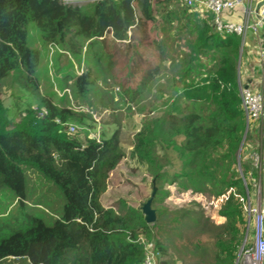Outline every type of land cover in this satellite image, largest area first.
<instances>
[{
    "label": "trees",
    "instance_id": "1",
    "mask_svg": "<svg viewBox=\"0 0 264 264\" xmlns=\"http://www.w3.org/2000/svg\"><path fill=\"white\" fill-rule=\"evenodd\" d=\"M201 15L181 0L73 4L0 0V85L17 77L38 91L41 54L28 45L29 27L34 26L47 45L87 60V68L73 78L76 100L88 101L97 86L99 71L92 61L101 67L104 82L117 87L123 104L133 106L162 74V65L155 59L163 56L164 45L153 37L157 27L163 34L165 24L160 21L176 24L186 32L191 55L182 60L187 66L175 85L190 104L205 105L206 114L170 112L154 120L153 126H145L136 136L131 158L147 162L155 181L168 177L169 161L171 166L178 163L172 178L180 181L181 190L202 193L208 188L220 196L235 187L245 197L235 168L246 128L238 82L241 38L217 34L211 15ZM176 37L180 39L181 34ZM152 48L159 53L152 55ZM207 56L212 65L204 75L201 59ZM39 97L37 109L24 110L18 122L10 118L0 99V192H11L15 202L24 205L28 199L26 170H34L61 190L65 203L52 225L26 212L21 220L0 224V264L10 259L29 264H142L143 248L137 243L141 236L155 244L158 264H173L167 261L165 244L141 212L119 215L101 203L110 172L126 157L118 134L83 141L64 130V125L82 116L62 106L63 98L57 104L54 94ZM220 216L227 220L225 233L230 240L217 242V260L234 264L246 223L242 205L231 197Z\"/></svg>",
    "mask_w": 264,
    "mask_h": 264
},
{
    "label": "rangeland",
    "instance_id": "2",
    "mask_svg": "<svg viewBox=\"0 0 264 264\" xmlns=\"http://www.w3.org/2000/svg\"><path fill=\"white\" fill-rule=\"evenodd\" d=\"M160 22L162 26L165 24L161 26L164 28L163 34H159L160 28L157 27L153 37H157L164 45V49L161 50L164 52L163 56L155 59L162 65V74L158 80L151 83L133 106L123 104L117 87L104 82L101 67L92 61L90 62L92 66L99 71V74H96L97 86L91 96H88V101L85 99L84 103H81L76 100L73 95V78L81 75L87 68V60L82 57L75 58L61 47L47 45L34 26L29 27L28 45L41 54L37 76L38 91L27 83L25 85L24 81L17 80V77H12L11 81L0 85V99L8 108L10 118L13 121L17 119L20 121L24 110L37 109L39 96L54 94L57 104L63 98L65 101L61 102L62 106L69 107L82 116L81 119H73L64 125L65 132L79 136L83 141H86V137L108 139L117 133L126 157L110 172L106 180V189L101 196L104 208L112 209L119 215H128L129 210L141 212V206L151 197L155 185L157 196L153 201V208L157 212V222L149 226L165 244L167 261L173 264H226L217 260L216 244L219 241L230 240V236L225 233L227 220L225 223L218 221L217 224L211 219L213 211L204 210V204L215 197L212 190L205 188L202 193L181 190L178 186L180 181L172 178V174L178 171L180 166L176 162L171 166L170 161L166 169L170 173L168 177L165 175L163 179L155 181L149 164L133 159L130 155L136 136L145 126H153L154 120L162 119L170 112L180 116L187 111H202L204 115L206 114L205 105L190 104L185 99L182 89L175 85L179 78L178 74L187 66L183 65L182 60H188L191 55L190 49L186 48L187 40L184 36L186 32H181L176 24L167 23L165 20ZM177 34H181L180 39L176 37ZM85 50L86 47L83 52ZM151 52L152 55H157L159 50L152 48ZM241 52L240 48V55ZM210 59L209 56L202 57L204 71L200 72L201 74L205 75L212 65ZM243 69L244 64L239 61V88L242 83L240 71H244ZM196 73L197 71H194V74ZM69 81L71 83L68 84ZM258 83L262 89L264 78L260 71ZM83 114L86 117L83 118ZM71 126L74 127V132L70 131ZM252 152L260 154L261 168H254L245 160ZM159 155H162V151ZM169 158L171 161L174 158L172 153L169 154ZM236 160L235 168L239 172V178H244L247 186L245 196L257 203L258 199L262 200L264 197V120L251 122L246 118V128ZM26 178L28 199L24 205L16 203L11 192L7 190L0 192V224L8 220H21L23 212H26L52 225L62 214L65 203L61 190L34 170H26ZM220 211L221 209L219 213ZM247 229L245 223V227H242L243 244L247 238L249 240ZM236 257L234 264L237 263ZM6 264L29 263L10 259Z\"/></svg>",
    "mask_w": 264,
    "mask_h": 264
},
{
    "label": "built area",
    "instance_id": "3",
    "mask_svg": "<svg viewBox=\"0 0 264 264\" xmlns=\"http://www.w3.org/2000/svg\"><path fill=\"white\" fill-rule=\"evenodd\" d=\"M62 1L65 4H73L103 0ZM245 1L247 0H181V3L189 9L200 7L203 12L210 14L213 30L217 34L244 38L248 32L258 34L259 30L264 28V3L251 14L250 19L248 18L242 24L225 20L224 14L235 11L237 7L245 5ZM249 2L252 3V0H249ZM253 15L254 17H252ZM259 64L261 65L260 70L264 78V46L260 51ZM239 89L241 108L246 118L251 122L264 120V83L260 92H253L249 87L243 85ZM57 123L59 122L57 121ZM70 131L74 132V127L71 126ZM69 134L71 133L69 132ZM248 160L254 168L262 167L260 154L252 152ZM242 181L247 191L245 179L242 178ZM231 197H235L242 205L249 237V240H247L248 238L246 239L238 252L236 264H264V197L254 203V200L251 201L250 197L238 195L236 188L231 187L224 194L215 196L210 201H207L204 204V210L219 211ZM137 243L143 248L144 258L142 264H158L159 253L155 244L152 241L148 242L142 237L138 239Z\"/></svg>",
    "mask_w": 264,
    "mask_h": 264
},
{
    "label": "crops",
    "instance_id": "4",
    "mask_svg": "<svg viewBox=\"0 0 264 264\" xmlns=\"http://www.w3.org/2000/svg\"><path fill=\"white\" fill-rule=\"evenodd\" d=\"M263 3L264 0H252V3L247 0L245 1V5L237 7L235 11L225 13L224 18L225 20L242 24L248 18L250 19L251 14H253ZM190 11H194L200 15L205 13L200 7L190 9ZM202 16L203 15H201V17ZM252 17H254V15ZM241 44L242 52L240 55V61L243 62L245 68L243 69L244 71H240V73L242 74L241 85L249 87L253 92H260L262 89L260 87V84L258 83V74L259 71L260 73L262 72L260 70L261 65L259 64V56L260 51L263 49L264 46V28L260 29L258 34L248 32L244 38H241ZM248 157L246 156L245 160H248ZM213 213L214 215L211 216V219L215 223L218 224V221L224 222L226 220L225 218L220 216L219 211H213ZM216 217H219V219H217Z\"/></svg>",
    "mask_w": 264,
    "mask_h": 264
},
{
    "label": "water",
    "instance_id": "5",
    "mask_svg": "<svg viewBox=\"0 0 264 264\" xmlns=\"http://www.w3.org/2000/svg\"><path fill=\"white\" fill-rule=\"evenodd\" d=\"M156 196H157V189L154 185L151 197L140 208L141 214H142L144 221L147 225H152V224H155L157 222V212L153 208V201H154Z\"/></svg>",
    "mask_w": 264,
    "mask_h": 264
},
{
    "label": "clouds",
    "instance_id": "6",
    "mask_svg": "<svg viewBox=\"0 0 264 264\" xmlns=\"http://www.w3.org/2000/svg\"><path fill=\"white\" fill-rule=\"evenodd\" d=\"M145 239V238H144ZM146 240V239H145Z\"/></svg>",
    "mask_w": 264,
    "mask_h": 264
}]
</instances>
